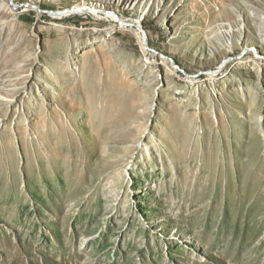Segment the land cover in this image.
I'll return each mask as SVG.
<instances>
[{"label":"rangeland","instance_id":"rangeland-1","mask_svg":"<svg viewBox=\"0 0 264 264\" xmlns=\"http://www.w3.org/2000/svg\"><path fill=\"white\" fill-rule=\"evenodd\" d=\"M0 264H264V0H0Z\"/></svg>","mask_w":264,"mask_h":264},{"label":"bare ground","instance_id":"bare-ground-1","mask_svg":"<svg viewBox=\"0 0 264 264\" xmlns=\"http://www.w3.org/2000/svg\"><path fill=\"white\" fill-rule=\"evenodd\" d=\"M67 14H71V13H77V14H91V15H98V11L96 9H94L93 7H90V6H87V5H84V6H77V7H73L69 10L66 11ZM57 14H60V13H57ZM56 14V15H57ZM122 22V21H121ZM136 26L138 28L139 25L138 23H136ZM142 37V36H141ZM188 137H186L185 141H184V146L186 145V143L190 142L191 140L187 139ZM183 144V143H182ZM214 161V160H213ZM218 162V161H217ZM215 162V163H217ZM78 163V162H77ZM213 163V162H212ZM217 165V164H216ZM81 190V189H80ZM80 193V192H79ZM260 222V221H259ZM263 226V225H262ZM261 228V227H260ZM258 232H259V228H258ZM256 233V232H255ZM256 236V235H255ZM253 238V237H252ZM251 241V240H250ZM249 241V242H250Z\"/></svg>","mask_w":264,"mask_h":264}]
</instances>
